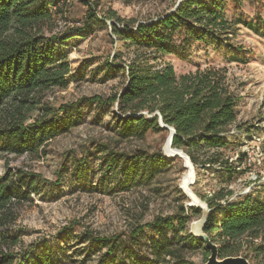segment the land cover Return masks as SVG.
<instances>
[{
	"label": "trees",
	"instance_id": "1",
	"mask_svg": "<svg viewBox=\"0 0 264 264\" xmlns=\"http://www.w3.org/2000/svg\"><path fill=\"white\" fill-rule=\"evenodd\" d=\"M67 1L0 0V160L7 155L40 156L48 142L82 122L84 110L96 108L99 115L111 116L112 131L121 140H143L148 132L166 131L159 127L161 119L175 131L173 149L183 151L197 170L218 165L217 174L225 173V182L230 183L247 156L239 154L238 167L221 161L220 151L231 146L226 134L236 121L239 101L228 82L226 69L209 66L177 76L173 67L163 62V58L172 54L183 56L194 43L221 45L229 41L228 34L239 22L226 19L224 0H181L160 19L137 25L124 22L114 12L97 18L98 3L79 0L87 12L77 35H91L94 26L109 28L112 36L127 48H133V56L127 63L116 64L120 57L117 56L97 68L102 81L116 75L123 78L122 89L116 94L107 99L82 98L54 107L45 102L46 95L67 89L77 72L64 52L72 37L71 30H59L57 24V17L65 14ZM108 21L116 24L110 22L107 27ZM244 27L254 29L252 24ZM178 37L182 40L175 46ZM96 146L101 179L120 177L113 187L119 191L150 185L171 159L141 150L124 153L107 145ZM85 158L69 159L63 174L84 180ZM41 192L38 177L7 168L0 177V231L16 221L17 204L31 196L40 197ZM262 193L264 187L259 192L252 190L231 199L233 193L221 188L213 197L202 198L209 209L203 231L218 247L220 260L238 257L245 246L243 258L264 264ZM177 209L172 215L134 227L126 236L98 237L84 233L82 264H194L185 255L197 252L203 255L205 263L209 252L203 241L189 233L185 216L186 212L200 216L201 211L195 208L186 211L183 205ZM145 231L157 235L149 242L150 259L139 253V237ZM16 244L14 236L0 232V264H61L50 255L59 247L37 253L40 246L31 244L16 254L13 252Z\"/></svg>",
	"mask_w": 264,
	"mask_h": 264
},
{
	"label": "rangeland",
	"instance_id": "2",
	"mask_svg": "<svg viewBox=\"0 0 264 264\" xmlns=\"http://www.w3.org/2000/svg\"><path fill=\"white\" fill-rule=\"evenodd\" d=\"M91 1L98 3L97 18L114 12L119 19L135 25L160 19L173 11L178 2ZM86 12L87 7L79 0H69L65 14L57 17L59 30H71L69 32L72 37L66 42L64 52L71 67L77 72L75 80L67 89L53 90L46 95L45 102L51 106L57 107L82 98L107 99L122 89L121 76L102 81L97 68L115 60L117 56L120 57L116 59V64L127 63L133 56V48H127L124 42L112 36L109 28L94 26L91 35H77L76 30L81 32ZM224 14L229 22H239L233 25L228 34V42L221 45L194 43L185 50L183 56L172 54L163 58V62L170 64L177 76L194 72L197 68H225L228 82L239 98L236 121L226 134V140L231 146L220 152L221 161L227 160L233 167L239 166V154L245 153L246 163L240 165L230 183L225 182V173L217 174L218 165L205 170L193 167V183L191 178L192 184L187 188L200 200L213 197L221 188L231 191V199H234L252 190L259 192L264 187V0H224ZM110 22L115 23L108 21L107 27ZM244 24H252L254 29L249 30ZM178 39L174 41L175 46L182 40L181 37ZM112 111L115 112L116 107ZM99 113L96 108L84 110L82 122L70 132L48 142L38 157L7 155L0 160V177L7 168L33 174L38 177V186L43 191L40 197L31 196L28 201L17 204L14 210L16 221L0 231L16 238L14 253L21 254L31 244L40 246L37 253L46 248L59 247L58 251L50 253L53 260L61 264H82L86 247V243H82L84 233L98 237L118 234L126 236L136 226L151 223L157 217L174 214L180 205L188 210L189 200L181 190L187 178L184 175L189 172L183 159H168L169 165L150 185L143 187L119 191L113 187L120 177L105 181L101 179L96 145H107L116 152L141 150L164 157L169 132H148L143 140H121L112 131L111 116H101ZM83 157L87 170L84 180L78 181L63 174L69 159L80 161ZM58 178H62L60 182ZM261 196L264 198V193ZM185 216L188 218L187 230L192 222L200 218L188 212ZM156 236L145 231L139 237L141 255L151 258L149 242ZM123 239L126 240L125 237ZM245 250L243 246L238 257H243ZM185 256L194 264H204L200 252ZM95 260L96 257H93Z\"/></svg>",
	"mask_w": 264,
	"mask_h": 264
},
{
	"label": "water",
	"instance_id": "3",
	"mask_svg": "<svg viewBox=\"0 0 264 264\" xmlns=\"http://www.w3.org/2000/svg\"><path fill=\"white\" fill-rule=\"evenodd\" d=\"M180 1L181 0H178L176 7L180 3ZM158 124L160 128H165L166 130H168L169 132L168 144L170 147H172V139H173V136L175 135L174 129L165 126L162 123L161 119H159ZM174 151L175 153L171 156H166L165 154L164 155L168 158L177 157L179 159H183L187 165V166L185 165V167L193 174V165L191 164L189 158L181 150L174 149ZM192 183H193V178H192ZM181 190L183 191L185 197L189 200L187 207L195 208L201 211L200 218L197 221H194L191 223L189 227V233L194 238L203 241L205 244V248L209 252V257L204 264H250V262L247 259L240 257V256L239 257H229V258H225L222 260L218 258V247L215 244L210 242V239L203 231L207 223V220H208V214H209L208 205L202 199L200 200L199 198H197V196H195L189 188L186 189L187 192L182 187H181Z\"/></svg>",
	"mask_w": 264,
	"mask_h": 264
},
{
	"label": "bare ground",
	"instance_id": "4",
	"mask_svg": "<svg viewBox=\"0 0 264 264\" xmlns=\"http://www.w3.org/2000/svg\"><path fill=\"white\" fill-rule=\"evenodd\" d=\"M164 153H165L166 156H171V155H173L175 153L174 149L169 146L168 139H167V142H166V144L164 146ZM184 176L187 177V178L182 183V188L187 192L186 189L191 183L190 180H191L193 174L189 171V172H186V174Z\"/></svg>",
	"mask_w": 264,
	"mask_h": 264
}]
</instances>
